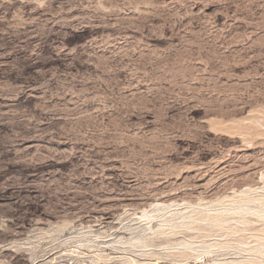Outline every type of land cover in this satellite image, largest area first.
Returning a JSON list of instances; mask_svg holds the SVG:
<instances>
[{
	"label": "rangeland",
	"instance_id": "1",
	"mask_svg": "<svg viewBox=\"0 0 264 264\" xmlns=\"http://www.w3.org/2000/svg\"><path fill=\"white\" fill-rule=\"evenodd\" d=\"M0 264H264V0H0Z\"/></svg>",
	"mask_w": 264,
	"mask_h": 264
}]
</instances>
